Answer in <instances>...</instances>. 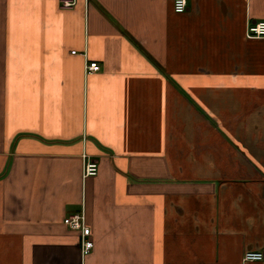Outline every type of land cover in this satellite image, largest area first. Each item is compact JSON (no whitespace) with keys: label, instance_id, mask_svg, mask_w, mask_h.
<instances>
[{"label":"crops","instance_id":"0c3cea01","mask_svg":"<svg viewBox=\"0 0 264 264\" xmlns=\"http://www.w3.org/2000/svg\"><path fill=\"white\" fill-rule=\"evenodd\" d=\"M61 1L0 0V264L264 254V0Z\"/></svg>","mask_w":264,"mask_h":264},{"label":"built area","instance_id":"2783aa9c","mask_svg":"<svg viewBox=\"0 0 264 264\" xmlns=\"http://www.w3.org/2000/svg\"><path fill=\"white\" fill-rule=\"evenodd\" d=\"M74 6L72 0H62L61 9L68 10ZM172 9L175 14H183L187 9L186 0H172ZM246 36L249 39L264 38V22H258L249 26L246 30ZM75 55V52L71 53ZM100 71V66L95 63L85 65V74H95ZM98 173V164L95 161L87 160L83 166V177H95ZM63 225L70 231L79 233L80 248L83 255H87L93 248V242L90 239V229L85 225V216L83 212H77L63 219ZM264 260V254L258 251L245 252L242 258L243 264H257Z\"/></svg>","mask_w":264,"mask_h":264},{"label":"rangeland","instance_id":"374dc122","mask_svg":"<svg viewBox=\"0 0 264 264\" xmlns=\"http://www.w3.org/2000/svg\"><path fill=\"white\" fill-rule=\"evenodd\" d=\"M257 141H260V139H259V140L257 139ZM262 142H263V141H262Z\"/></svg>","mask_w":264,"mask_h":264}]
</instances>
